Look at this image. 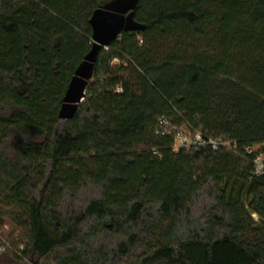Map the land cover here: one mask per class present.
<instances>
[{
  "label": "trees",
  "instance_id": "16d2710c",
  "mask_svg": "<svg viewBox=\"0 0 264 264\" xmlns=\"http://www.w3.org/2000/svg\"><path fill=\"white\" fill-rule=\"evenodd\" d=\"M113 1L0 0V224L24 245L4 254L264 264V0H138L143 28L102 47L62 119L93 13ZM162 117L237 149L176 151Z\"/></svg>",
  "mask_w": 264,
  "mask_h": 264
},
{
  "label": "water",
  "instance_id": "95a60500",
  "mask_svg": "<svg viewBox=\"0 0 264 264\" xmlns=\"http://www.w3.org/2000/svg\"><path fill=\"white\" fill-rule=\"evenodd\" d=\"M138 0H115L97 9L90 20L93 45L78 66L69 83L59 111L62 119H72L86 99V90L91 81L99 53L104 46L116 40L123 30L143 28L134 19V8Z\"/></svg>",
  "mask_w": 264,
  "mask_h": 264
},
{
  "label": "built area",
  "instance_id": "2783aa9c",
  "mask_svg": "<svg viewBox=\"0 0 264 264\" xmlns=\"http://www.w3.org/2000/svg\"><path fill=\"white\" fill-rule=\"evenodd\" d=\"M108 49V46H104ZM160 132L163 135H169L172 132H176L174 149L176 151L182 148H190L191 146L209 145L214 149L224 148L229 151H236L237 145L223 140L222 138L215 139L211 136L204 137L200 130H195L189 127H174L171 125L169 120L165 117L160 119ZM194 135L191 138V135ZM255 164V175H262L264 173V160L263 155L259 154L254 161ZM9 231L8 225L0 224V253L12 252L20 257H23L24 245L15 246L8 238L5 233Z\"/></svg>",
  "mask_w": 264,
  "mask_h": 264
},
{
  "label": "rangeland",
  "instance_id": "374dc122",
  "mask_svg": "<svg viewBox=\"0 0 264 264\" xmlns=\"http://www.w3.org/2000/svg\"><path fill=\"white\" fill-rule=\"evenodd\" d=\"M193 134L191 135V138H193ZM259 147L258 146H256L255 147V149H258ZM254 218H255V220L256 221H259V216H257V215H254ZM6 220L9 222V223H11L12 221L10 220V219H8V218H6ZM11 225H12V223H11ZM13 226V225H12ZM2 261H4V262H2ZM22 263L23 264H34V262L33 261H31V260H26V261H22ZM0 264H12V263H10L8 260L7 261H5V260H0Z\"/></svg>",
  "mask_w": 264,
  "mask_h": 264
},
{
  "label": "flooded vegetation",
  "instance_id": "af4514ba",
  "mask_svg": "<svg viewBox=\"0 0 264 264\" xmlns=\"http://www.w3.org/2000/svg\"><path fill=\"white\" fill-rule=\"evenodd\" d=\"M7 258H9V260L7 259ZM5 260V261H9L10 263H12V264H23L22 262H20V261H17V260H15V259H13V258H11L10 256H8L7 254H4V253H0V260ZM2 262H4V261H2Z\"/></svg>",
  "mask_w": 264,
  "mask_h": 264
},
{
  "label": "crops",
  "instance_id": "0c3cea01",
  "mask_svg": "<svg viewBox=\"0 0 264 264\" xmlns=\"http://www.w3.org/2000/svg\"><path fill=\"white\" fill-rule=\"evenodd\" d=\"M9 260V258H7Z\"/></svg>",
  "mask_w": 264,
  "mask_h": 264
}]
</instances>
